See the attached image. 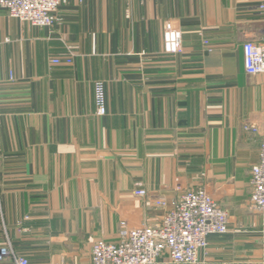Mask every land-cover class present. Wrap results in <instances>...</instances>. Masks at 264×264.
Here are the masks:
<instances>
[{
    "label": "crops",
    "instance_id": "obj_1",
    "mask_svg": "<svg viewBox=\"0 0 264 264\" xmlns=\"http://www.w3.org/2000/svg\"><path fill=\"white\" fill-rule=\"evenodd\" d=\"M263 1L68 0L52 27L0 8V249L90 264L96 240L156 223L180 190L204 187L230 225L196 264H264V214L249 208L264 73L246 72L243 50L264 40Z\"/></svg>",
    "mask_w": 264,
    "mask_h": 264
},
{
    "label": "built area",
    "instance_id": "obj_2",
    "mask_svg": "<svg viewBox=\"0 0 264 264\" xmlns=\"http://www.w3.org/2000/svg\"><path fill=\"white\" fill-rule=\"evenodd\" d=\"M68 0H0V8L21 22L34 26L52 27L58 20V12ZM264 13V1L259 5ZM245 69L249 75L264 73V40L249 39L243 44ZM55 64H70L72 59H53ZM96 113H107L106 89L103 81L95 82ZM245 131L259 132L256 124L246 122ZM251 195L249 208L264 214V134L259 160L251 169ZM137 196L148 197V190L138 188ZM157 207L167 208L162 197L155 201ZM230 215L204 187L179 191L172 207L156 223L128 227L123 222L115 240L98 239L92 245L90 264H156L167 256L175 264H196L200 250L209 246L211 234L229 231ZM7 259L14 264H31L18 254L10 243L0 249V262Z\"/></svg>",
    "mask_w": 264,
    "mask_h": 264
}]
</instances>
